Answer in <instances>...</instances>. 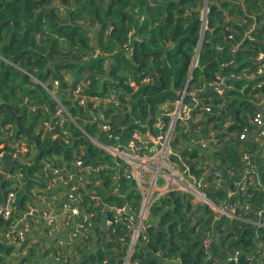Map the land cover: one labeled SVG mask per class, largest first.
Masks as SVG:
<instances>
[{
	"label": "trees",
	"instance_id": "trees-1",
	"mask_svg": "<svg viewBox=\"0 0 264 264\" xmlns=\"http://www.w3.org/2000/svg\"><path fill=\"white\" fill-rule=\"evenodd\" d=\"M262 52L264 0H0V205L15 194L10 220L0 216V264H34L43 243L35 242L38 235L31 231L20 247L5 236L32 207L38 213L28 224H37L42 198L63 192L62 186L46 190L57 177L55 168L68 179L78 161L103 165L99 174L87 173L89 189L108 206L138 213L143 195L124 168L118 191L125 197L107 193L117 186V160L102 145L142 148L135 135L145 137L149 126L157 135L160 120L168 125L166 114L182 92L197 124L176 123L171 161L203 180L215 206L232 205L235 217L216 220L206 203L171 191L150 207L130 262L264 264V227L258 225L264 214V142L254 139L259 132L253 125L264 113ZM83 79L89 80L84 88L78 84ZM3 104L14 109L25 131ZM202 139L212 141L202 148ZM95 204L82 192L71 206L99 216ZM54 205L62 209L65 203ZM127 221L122 216L111 237L99 232L77 241L80 261L55 241L45 252L55 254L58 264H123L131 240Z\"/></svg>",
	"mask_w": 264,
	"mask_h": 264
},
{
	"label": "built area",
	"instance_id": "built-area-1",
	"mask_svg": "<svg viewBox=\"0 0 264 264\" xmlns=\"http://www.w3.org/2000/svg\"><path fill=\"white\" fill-rule=\"evenodd\" d=\"M249 38H252L251 36ZM259 60L261 61V65L259 67L258 73H264V53L259 54ZM221 90V89H220ZM185 93H181L180 97L175 101L176 108L173 112L167 113L168 117L173 113L172 121L170 120L169 124L166 125L162 122L156 124L158 128V136L154 139H151L149 142L142 144V148H136L134 144L127 145L126 147L117 146V147H102L112 155L116 160H120L118 162L115 170L117 172L115 178L116 189L114 191L107 192L109 194L119 195L120 197H125V195H120L118 191V182L120 179V169L125 168L127 173L124 174L126 178H132L131 181L136 182L138 190L143 195L141 201V207L138 213L131 211L129 207H119V206H108L104 204L101 197L97 194V192L92 189H89V184H91V180H89V176L87 173H97L99 174L101 171L105 169L103 165L96 166H84L81 161L76 162V172H72L69 174L68 179H64L62 176V169L55 168L53 172L56 174V178H53L51 182L46 187V190L51 191L53 188L58 186L63 187V192L60 194L64 195V207L62 209L55 208L54 202L57 199L49 200L45 197L42 198L43 204V212L38 216L37 224L29 225L28 222L33 218L35 214L38 213V209L35 207L30 208L28 212H26L19 220H17L14 224L11 225L10 232L6 234L5 237L10 238L12 243H14L17 247L22 246L24 243L29 241V234L31 231H34L36 235H39L40 229L38 225L49 228V240L54 239V235L57 234L59 237L64 236L66 242L61 241L58 245L60 247H68L74 249L76 247L77 241H84L88 238V231H90L93 226V218L105 219V225L111 231L114 228V225L118 223L122 216L128 215L127 224L129 225L130 231V242H129V255L123 262V264H130V257L132 254V247H134L138 238L144 233L146 228V223L148 221L149 210L153 203L159 199L160 197L168 194L171 191L184 192L187 194H191L194 197L196 202L206 203L209 207H211L216 215V220H220L221 218L235 217V209L229 203L215 206L204 193L202 184L203 180L198 179L189 170L183 171L179 173L175 168V165L171 161V153H170V142H171V133L175 128V125L178 121H189L192 119V108L184 104ZM81 103H83L81 101ZM207 110L210 108L207 107ZM253 125L259 132V136H257V141L264 142V113H258L253 118ZM167 127V128H166ZM150 134V132H147ZM146 136H149L147 135ZM140 141H146L139 134H136ZM200 147L206 148L209 144L208 139H202L199 141ZM142 154L145 156L144 158L140 156ZM245 159H249V156L246 154L244 156ZM125 159V160H124ZM121 163V164H119ZM136 166V167H134ZM130 168L132 171L130 172ZM130 172V175H128ZM144 174H147L148 182L142 180L140 177H143ZM249 172H245V176H247ZM77 175L80 176L77 178ZM132 176V177H131ZM249 177V176H248ZM139 180L141 182H139ZM163 181L165 183L163 189L156 188L159 182ZM70 184V185H69ZM96 185H101V179H98L95 182ZM148 185L147 189H144L143 186ZM106 191H109L106 189ZM90 195V199L95 201V206L101 207V212L98 216L97 213L87 212L82 213L81 208L78 206H71V204H78V197L82 195ZM59 194V195H60ZM56 197V196H54ZM15 201V194L9 193L8 199L5 204L0 205V216L5 220H10L12 215L13 203ZM68 203V204H67ZM82 215L85 219H82ZM110 215V216H109ZM73 217L75 219L72 228L68 235H64L60 228L61 222L69 221V219ZM98 217V218H97ZM88 222L86 225L85 223ZM66 223V222H65ZM259 226L264 227V214L261 216V220L259 221ZM10 226V225H9ZM33 235V234H32ZM53 237V238H52ZM212 241L210 238H206L204 240V247L208 250ZM25 251V250H24ZM21 252L22 254H26V252ZM17 256L20 254H16ZM73 256V254H68ZM49 259H51V264H58L59 258L50 254ZM61 264H67V260Z\"/></svg>",
	"mask_w": 264,
	"mask_h": 264
},
{
	"label": "crops",
	"instance_id": "crops-1",
	"mask_svg": "<svg viewBox=\"0 0 264 264\" xmlns=\"http://www.w3.org/2000/svg\"><path fill=\"white\" fill-rule=\"evenodd\" d=\"M221 89V88H220ZM64 195L60 194V195H57L56 197H54L53 199H57L59 202H64ZM66 223H69V222H66ZM70 224V223H69ZM61 230H62V233L64 235H68L72 226H67L63 221L61 222V226H60ZM99 232H104L107 236L111 237V230L106 227L105 225V219L104 218H99V219H96L94 220L93 222V226L91 227L90 231H88L87 234L89 235H93V237H97L99 235ZM46 234V233H45ZM34 239H35V242H43L41 243L38 248H37V257L33 259V263L34 264H51V262L47 263L46 262V257L49 259L50 255L46 254V249H48L50 247V241L53 242L55 241V243L58 245L61 241H63L64 243L66 242V239H64V236L63 238L62 237H59L57 234H55L53 237L54 239L53 240H49V239H45L44 235H42L41 231L38 235L39 237V240H36L35 236H33ZM52 237V238H53ZM97 240L95 239L94 240V243L96 242ZM59 246V245H58ZM60 247V246H59ZM60 248H63V247H60ZM65 250V252H67V254H73V256H75V258L77 260L80 261V255L78 254V249L74 248V249H71L68 247H65L63 248ZM50 260V259H49Z\"/></svg>",
	"mask_w": 264,
	"mask_h": 264
},
{
	"label": "rangeland",
	"instance_id": "rangeland-1",
	"mask_svg": "<svg viewBox=\"0 0 264 264\" xmlns=\"http://www.w3.org/2000/svg\"><path fill=\"white\" fill-rule=\"evenodd\" d=\"M252 34H250L249 35V37L251 36ZM124 47H127V45H124ZM128 48V47H127ZM28 75H32L30 72L28 73ZM34 75V74H33ZM35 77V76H34ZM36 78V77H35ZM86 81H89L88 79H86V80H82V81H80V82H78V84L79 85H81L82 86V88H84V85H83V83H85ZM55 84L56 85H58L59 84V82L58 81H56L55 82ZM77 84V85H78ZM78 85V88H77V90H80L81 88H80V86ZM56 90V89H55ZM50 91V93H53V91H51V90H49ZM86 96H83V95H81V98H80V102L82 101L83 103L82 104H84L85 102H86ZM94 101H99V98L98 97H96L93 101H89V103H93ZM105 101V100H104ZM105 103H107L106 101H105ZM168 106H172L171 104H169ZM172 107H174V109L173 110H171L170 112H168V113H171V112H173L174 110H175V108H176V103L174 102L173 103V106ZM174 113V112H173ZM173 113L171 114V116L169 117L170 118V120L172 121V119H173V117H172V115H173ZM97 116V115H96ZM166 116H168L167 114H166ZM170 120H169V122H170ZM72 122L73 123H75L74 122V119L72 120ZM159 122H162L161 120L160 121H158V123ZM178 122H180V121H178ZM183 122H185V121H183ZM162 123H164V122H162ZM187 123L188 124H190V126L192 127V128H194V126L197 124V122H196V120H194V119H191V120H189V121H187ZM165 124V123H164ZM169 124V123H168ZM155 127L157 128V126L155 125ZM148 128V132H150V134H147V135H149V136H145L144 138L143 137H141V138H143L144 140H146V141H143V142H145V143H147V142H149L151 139H154V138H156L158 135H154L153 133H152V131H151V128H150V126L149 127H147ZM167 128V127H166ZM158 129V128H157ZM175 129V128H174ZM172 133H173V131H172ZM172 133H171V136H170V138L172 139ZM254 139H256L257 140V137H255ZM210 141H212V139H210V140H208V143L210 142ZM169 149H170V153H171V156L172 155H176L177 153L174 151V149L172 148V146H171V144H170V147H169ZM140 156L141 157H145V156H143L142 154H140ZM125 160V159H124ZM118 162H120V160H117V164H118ZM119 164H121V163H119ZM134 167H136V166H134ZM175 168L177 169V171L179 172V173H182L183 171H186V169H181L179 166H177V165H175ZM125 169V168H124ZM132 171V168H130V172ZM130 172H129V174L128 175H130ZM125 174L127 173V171H126V169H125V172H124ZM132 177V176H131ZM142 180H144V181H146V182H148V177H147V174H144L143 175V177H140ZM115 179V178H114ZM132 180V178H129V181H130V183H132V182H134V181H131ZM139 182H141L140 180H139ZM134 183H136V182H134ZM164 185H165V183L163 182V181H161V182H159L156 186V188H159V189H163V187H164ZM138 188V187H137ZM143 188L144 189H147L148 188V185H144L143 186ZM109 191H114V189L113 188H110V189H108ZM10 228H11V226H10ZM32 234L33 235H35V232L34 231H32ZM42 235H44V237H45V239H50V236H49V234L47 233V234H42ZM24 252H26V250L24 251ZM15 257H16V261H18V256L16 255V253H15ZM130 264H131V262H130Z\"/></svg>",
	"mask_w": 264,
	"mask_h": 264
},
{
	"label": "water",
	"instance_id": "water-1",
	"mask_svg": "<svg viewBox=\"0 0 264 264\" xmlns=\"http://www.w3.org/2000/svg\"><path fill=\"white\" fill-rule=\"evenodd\" d=\"M222 87H223V85H221V88H222ZM2 106H5V107L11 109V111H12V117L15 118V119L17 120L18 128H19L20 130L25 131V129L21 126V123H20L19 117H17V116L15 115V113H14V109H13L11 106L6 105V104H3ZM110 195H114V194L111 193Z\"/></svg>",
	"mask_w": 264,
	"mask_h": 264
},
{
	"label": "clouds",
	"instance_id": "clouds-1",
	"mask_svg": "<svg viewBox=\"0 0 264 264\" xmlns=\"http://www.w3.org/2000/svg\"><path fill=\"white\" fill-rule=\"evenodd\" d=\"M183 93V92H182ZM185 93V92H184Z\"/></svg>",
	"mask_w": 264,
	"mask_h": 264
}]
</instances>
